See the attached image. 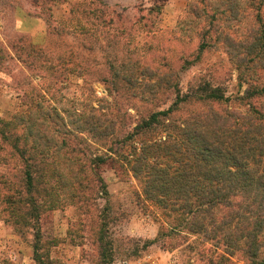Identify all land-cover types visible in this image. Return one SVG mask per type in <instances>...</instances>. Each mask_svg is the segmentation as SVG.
Instances as JSON below:
<instances>
[{"label":"rangeland","instance_id":"rangeland-1","mask_svg":"<svg viewBox=\"0 0 264 264\" xmlns=\"http://www.w3.org/2000/svg\"><path fill=\"white\" fill-rule=\"evenodd\" d=\"M34 17L36 28L19 30L21 19ZM247 24L249 16L211 18L206 3L191 0H0V118L26 109L25 99L41 102L60 131L74 130L80 112L104 114L111 136L87 147L100 154L111 153L106 146H117L141 118L192 91L195 99L171 113L176 123L249 108L264 113V93L248 97L252 86L264 84L262 62L222 40ZM198 87H217L221 100H198L205 93ZM142 137L148 135L137 140ZM71 146L80 149L81 140L73 138ZM20 166L0 149L2 179L17 184ZM97 172L107 193H30L40 205V251L52 264H205L184 249V240L171 249L148 243L159 221L130 172L111 165ZM4 217L0 213V264H36L32 229Z\"/></svg>","mask_w":264,"mask_h":264},{"label":"trees","instance_id":"trees-1","mask_svg":"<svg viewBox=\"0 0 264 264\" xmlns=\"http://www.w3.org/2000/svg\"><path fill=\"white\" fill-rule=\"evenodd\" d=\"M191 1L206 3L211 18L215 14H224L226 19L249 16L244 31L234 30V36L225 33L222 40L230 48L244 47L245 55L254 52L251 60L264 66V0ZM198 89L205 92L198 100L222 98L217 87ZM250 92L248 97L263 94L264 84L252 86ZM191 93L141 118L133 132L120 136L117 146H106L111 153L87 149L91 139L104 144L112 134L113 124L109 117L102 118L104 114L95 118L80 112L73 119L74 130L66 124L60 131L52 127L55 117L41 102L25 99L29 102L26 109L0 118V149H6L10 162L21 165L17 184L0 176V213L6 214L5 221L32 229L36 264H52L53 260L40 251L36 223L40 205L30 193L94 189L107 193L97 172L107 165L130 172L140 193L154 207L159 222L149 244L171 249L184 240V249L205 264H264V113L249 108L233 117L208 113L176 123L171 113L185 100H194ZM56 119L64 128L62 119ZM226 122L230 123L225 126ZM143 135L148 137L137 140ZM158 135L161 139L155 138ZM73 138L81 140L80 149H72Z\"/></svg>","mask_w":264,"mask_h":264},{"label":"crops","instance_id":"crops-1","mask_svg":"<svg viewBox=\"0 0 264 264\" xmlns=\"http://www.w3.org/2000/svg\"><path fill=\"white\" fill-rule=\"evenodd\" d=\"M37 21H39V19L35 18V17H34V19L30 18L29 20H26V19L22 20L21 19V21L19 23L20 27H18V28L22 32H24V31L29 32V30L32 31L34 28H36V26H38Z\"/></svg>","mask_w":264,"mask_h":264},{"label":"built area","instance_id":"built-area-1","mask_svg":"<svg viewBox=\"0 0 264 264\" xmlns=\"http://www.w3.org/2000/svg\"><path fill=\"white\" fill-rule=\"evenodd\" d=\"M148 264H156L155 262H151V263H148Z\"/></svg>","mask_w":264,"mask_h":264}]
</instances>
